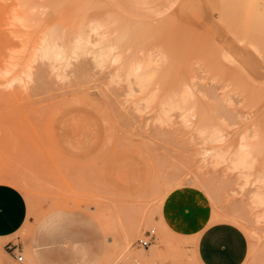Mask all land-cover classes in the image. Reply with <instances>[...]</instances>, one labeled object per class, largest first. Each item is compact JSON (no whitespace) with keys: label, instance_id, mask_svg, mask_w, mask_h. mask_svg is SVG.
<instances>
[{"label":"rangeland","instance_id":"rangeland-1","mask_svg":"<svg viewBox=\"0 0 264 264\" xmlns=\"http://www.w3.org/2000/svg\"><path fill=\"white\" fill-rule=\"evenodd\" d=\"M106 17L131 30L130 43L168 44L145 88L126 62L98 61L99 47L73 51L87 18ZM54 41L63 52L45 57ZM183 88L194 113L164 109ZM263 134L264 0H0V183L29 205L0 264H29L27 246L53 221L52 243L67 252L70 216L104 229V264H151L138 240L152 228L173 260L191 259L184 229L220 219L245 228L243 264H264V151L253 169L232 162Z\"/></svg>","mask_w":264,"mask_h":264},{"label":"crops","instance_id":"crops-1","mask_svg":"<svg viewBox=\"0 0 264 264\" xmlns=\"http://www.w3.org/2000/svg\"><path fill=\"white\" fill-rule=\"evenodd\" d=\"M28 212V200L23 191L14 185L0 183V244L2 247L15 245L12 242L13 238L23 228ZM79 219L70 216L63 225L61 222V226L75 229L72 245L67 252L54 247L52 242L58 224L55 221L48 223L46 232L27 246L29 264H65L69 260L74 264H104L106 253L104 229L89 216ZM244 229L240 223L228 219L213 221L199 232H193L190 228L184 229L185 236H189L188 240L191 239L184 248L192 256L191 259L181 260H173L168 255L167 246L157 242L155 236L149 245L152 248L148 247L146 255L154 256L151 264H243L247 259L250 246ZM92 232L98 234L99 239L95 243L93 239H86ZM47 234L49 237H45ZM193 237H195L194 241ZM49 238H51L49 243H46L45 240ZM18 248L20 247L13 251L14 258L17 256ZM64 256L68 257H65L64 261L57 258ZM116 264L145 263L138 260H124Z\"/></svg>","mask_w":264,"mask_h":264},{"label":"bare ground","instance_id":"bare-ground-1","mask_svg":"<svg viewBox=\"0 0 264 264\" xmlns=\"http://www.w3.org/2000/svg\"><path fill=\"white\" fill-rule=\"evenodd\" d=\"M87 19L88 20L85 22V24H83V27L77 33V36L74 39L75 44L73 51L86 50L87 47H89V45H94L99 47V50L96 53H94L95 58L98 61H103L104 59L106 60L107 57H110L111 62L115 65L117 64L116 66H118L120 63L126 62L128 67V75L134 76L137 82L141 85V87L145 88L146 87L145 84L148 81H150L151 76L154 75L153 73L155 72V67H156V65L153 64L154 60L156 61L158 60L163 61L164 59L168 60L169 56L167 58H165V56L170 55L168 52L169 46L168 49H166L168 44L165 42L166 45H164L163 43L164 41H161L160 38L158 39L155 37V39H153L148 44L142 43L141 40L135 43H130L131 30H127V28L123 26V24L119 19L114 17H106V19H102V20L95 18L94 19L87 18ZM92 34H95L97 37L95 43L92 40ZM164 46L165 48L161 49V47ZM161 50L162 52L163 50L165 51L167 50L166 53L167 52L168 53L166 55H162V54L160 55L158 51ZM43 51L45 57H49L51 59L57 58V56H59L63 52L61 49L56 47L55 41L52 42L50 46L47 44L44 47ZM176 90H178L179 92H177ZM176 90L173 91L174 93H172V95L169 96L164 109L165 108L180 109L182 110V112H185L189 115L193 114L194 108L190 101V96H189L190 91H188L187 88H183L180 90L176 89ZM262 136H264V134ZM261 137L256 142L250 141L247 142L246 146L244 147L241 146L242 148L238 151V153L234 155V157L236 158L235 160L232 161L233 165L248 170L253 169L260 155L264 151V138ZM256 180L257 183L259 184V189L255 195V199L258 204L264 205V171L260 172V175L258 174V178ZM158 218L159 217L156 214L149 215V219H151V221L153 222L157 221ZM160 221L161 224L163 225L164 221L166 220L163 221V219L160 218ZM141 258L144 259V256H141Z\"/></svg>","mask_w":264,"mask_h":264},{"label":"built area","instance_id":"built-area-1","mask_svg":"<svg viewBox=\"0 0 264 264\" xmlns=\"http://www.w3.org/2000/svg\"><path fill=\"white\" fill-rule=\"evenodd\" d=\"M156 236V230L154 228L149 229L145 233V238H140L138 240V244L143 247V248H148L149 245L151 244L152 239ZM18 261H23L24 256L21 254V251L17 253L16 256Z\"/></svg>","mask_w":264,"mask_h":264}]
</instances>
